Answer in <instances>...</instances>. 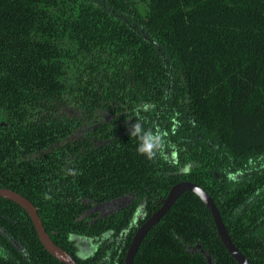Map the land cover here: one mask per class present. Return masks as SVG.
<instances>
[{
    "label": "trees",
    "instance_id": "1",
    "mask_svg": "<svg viewBox=\"0 0 264 264\" xmlns=\"http://www.w3.org/2000/svg\"><path fill=\"white\" fill-rule=\"evenodd\" d=\"M138 1L140 9L135 0H0V187L28 199L51 241L77 264H122L133 227L121 251L113 240L85 258L68 235H116L143 197L149 215L171 184L187 179L211 197L221 191L217 207L232 243L250 264H264L262 203L233 213L238 197L227 185L214 189L212 177L216 159L245 164L264 152V0ZM163 101L186 112L188 131L203 138L184 155L198 162L185 174L169 173L174 167L160 156L139 155L138 141L119 127L96 147L87 136L59 144L77 126L67 102L142 113ZM69 168L81 174L67 175ZM128 192L134 199L119 211L79 218L91 202ZM196 244L218 264H237L207 209L185 191L144 236L132 264H206ZM0 249L7 255L0 264H62L44 250L24 210L1 197Z\"/></svg>",
    "mask_w": 264,
    "mask_h": 264
},
{
    "label": "flooded vegetation",
    "instance_id": "2",
    "mask_svg": "<svg viewBox=\"0 0 264 264\" xmlns=\"http://www.w3.org/2000/svg\"><path fill=\"white\" fill-rule=\"evenodd\" d=\"M165 88H166L165 93L168 96L170 93V75H169V73H167V85ZM66 106L67 107H65L64 111H65L67 117L72 119L74 121V123H76L77 126L74 127L72 132L69 133L65 137V139H63L61 142H59V144L64 143L65 141L71 142L73 140H77V139L84 138L87 136L88 142L93 147H96L100 144H103V143H106V142L112 140V138H114L116 136L117 133L113 130L114 129L113 127H119V129H121L123 132L124 131H130L129 126L131 124H134L135 120L138 122H141V123L143 121V123H145V124L149 123L147 129L158 127L159 129H161L162 131L167 133L168 146L165 149L164 155L160 156V157L162 158L163 161H166L167 165H171L174 167V171H169V173H175V174H180V175L185 174V173L189 172L191 170V168L198 165V162L195 161L196 159L194 158V156H190V157H187L185 159L184 155H186L188 153V151L190 150L191 147H195V145L197 143L203 142V138L200 134H197V133L194 134V133H191L188 131L189 125L186 122V121L190 120V117L188 116V114L186 112H183V113L179 112L177 108L171 107L167 101H163L162 105L159 103L152 104V105H144L143 109L141 110V111H143L142 113L138 112L139 106H136V108H133L132 112L130 110H127V109L123 112H121L120 110L114 112L112 110H108L106 107H103V108L95 107V108H92V110H90V111H86L84 108L77 107V105L74 104V102H67ZM101 112H104V113L106 112L107 115L106 116L105 115L99 116V114ZM162 117H165V118H162ZM101 123L105 124L104 125L105 127L102 126L100 128L101 130L94 133L92 128L98 127L99 124H101ZM0 124H3V122H0ZM76 132L78 134H76ZM177 134L179 135V137L181 136V138L179 140H175V138H174L175 136H178ZM107 135H108V137L105 138V136H107ZM173 138H174V140H172ZM204 143H206L207 145L212 144L210 141H205ZM46 151L47 150H44V151H42V153L46 152ZM180 151L181 152L183 151L184 154L182 153V155H181ZM213 151H215V149H213ZM39 154L40 153L34 152V153H31L28 157L34 158V157L38 156ZM218 155H219V153H218ZM213 157H215V154ZM239 160H244V159H241L239 157L226 155V156H224V158L216 159L215 163L212 161L214 164L213 171H212V177L214 179L213 185H214V189L216 188L217 191L219 190L221 184L227 185L226 193L229 196H231V198L238 197L235 201L233 200L234 203L235 202H237V203H236L235 207L232 209V212L237 214V215H240V214L247 215L251 210L255 209L254 206L257 205V202H261L262 207L264 209V152L259 154L255 158H246L245 164L242 162H239ZM205 170H207V168H205ZM229 177H232V179H229ZM180 181L191 182V183L197 185L199 188H201L211 198L215 208L217 209V211L219 213L220 219H221V215H220V212H219L218 207H217V204L218 203L221 204L222 200L224 199V195L221 193V191L216 192L214 194V197H211L200 185H198L197 183H195L193 181H190L187 179H180V180L174 182L173 184L180 182ZM173 184H171L169 186V188L167 189V191L163 197L158 198L157 203H156L157 207L152 212H154L161 205V201L165 198L168 190L170 189V187ZM183 192H185V191H183ZM188 192H190V191H188ZM240 197H241V199H240ZM133 199H134V197H133L132 193L128 192V193H124L120 196H117V197H114V198H111V199H108V200H105L102 202H98V203L91 202L89 207L82 212V214L79 216V218H84V219L86 218V219H88V221H92V220H95L98 218H103L104 216L112 214L116 211H119L123 207L127 206ZM207 211H208V209H207ZM36 213H37V211H36ZM151 213L149 215H146L145 199L143 197L140 200V202L137 204V206L135 207L132 215L130 216L127 226L122 228L121 231H119L116 235H114L110 229L105 230V231L101 232L100 235L93 236V237L86 236L83 234H69L68 238L70 240H74V244L76 247L75 255L77 257H80V258H85V257L91 255L96 250L98 245H101L103 242H104L103 244L106 245L108 243H111L113 240L115 242L114 244L118 245V251H121V249L123 248V240L126 237L129 229L132 227L134 228L133 233H132V235H133L134 232L136 231V229L138 228V226L141 223H143L151 215ZM208 213H209V211H208ZM209 216H210V213H209ZM210 218H211V216H210ZM39 219H40V217H39ZM261 220L262 219L259 218V222ZM40 221H41V219H40ZM138 221H140V222L138 223ZM211 221H212V218H211ZM221 222H222V219H221ZM212 224H213V221H212ZM222 224H223V222H222ZM213 226H214V224H213ZM223 226H224V224H223ZM214 229H215V227H214ZM224 229H225V226H224ZM225 231H226V229H225ZM147 232H146V234H147ZM2 233L4 234L3 231H2ZM215 233H216V230H215ZM226 233H227V231H226ZM132 235H131V237H132ZM227 235H228V233H227ZM144 236H143V238H144ZM7 237H9V236L7 235ZM131 237H130V239H131ZM228 237H229V235H228ZM130 239H129V241H130ZM229 239H230V237H229ZM10 241H11L12 245L19 252L23 251V247L16 240L11 239ZM230 241H231V239H230ZM231 243H232V241H231ZM128 244H129V242H128ZM128 244H127V246H128ZM127 246H126V248H127ZM196 247L199 248L200 252L203 254L206 264H208L207 258L210 259L211 264H218L215 260H213L211 258V256L208 253H206L204 250H202L200 248L199 244H196ZM126 248H125V250H126ZM124 253H125V251H124ZM241 254L246 258V256L243 253H241Z\"/></svg>",
    "mask_w": 264,
    "mask_h": 264
},
{
    "label": "water",
    "instance_id": "3",
    "mask_svg": "<svg viewBox=\"0 0 264 264\" xmlns=\"http://www.w3.org/2000/svg\"><path fill=\"white\" fill-rule=\"evenodd\" d=\"M190 191L195 194L204 206L208 209L212 218L216 234L219 241L237 264H250L248 260L237 250V248L231 243L224 226L221 222L219 213L215 208L211 198L197 185L180 181L173 184L167 192L165 198L161 201V205L151 213V215L141 223L134 234L132 235L129 244L125 250L122 264H132L133 257L137 251V248L146 234V232L159 220V218L168 210V208L174 203L175 199L183 192ZM0 197L10 200L21 207L27 214L36 237L44 250L54 257L58 262L62 264H77L76 261L62 248L54 244L49 238L48 234L44 231L41 221L36 213L35 207L23 196L17 192L0 187ZM208 264H211L210 259L207 258Z\"/></svg>",
    "mask_w": 264,
    "mask_h": 264
},
{
    "label": "clouds",
    "instance_id": "4",
    "mask_svg": "<svg viewBox=\"0 0 264 264\" xmlns=\"http://www.w3.org/2000/svg\"><path fill=\"white\" fill-rule=\"evenodd\" d=\"M129 135L134 137L138 143L136 151L139 155L146 157L148 160H155L158 156H163L167 143V133L157 128L146 129L141 122L135 120L134 124L129 126ZM81 173L75 168H69L67 175L77 176ZM232 179V177H229ZM43 199L51 200L52 196L49 192L43 194ZM0 256L7 258L6 250L0 249Z\"/></svg>",
    "mask_w": 264,
    "mask_h": 264
},
{
    "label": "rangeland",
    "instance_id": "5",
    "mask_svg": "<svg viewBox=\"0 0 264 264\" xmlns=\"http://www.w3.org/2000/svg\"><path fill=\"white\" fill-rule=\"evenodd\" d=\"M135 1H136V3H137V4H136L137 8L140 9V6H141L142 2H140V1H138V0H135ZM103 115L106 116L107 113H106V112H105V113H104V112H101V113L99 114V116H103ZM91 119H92V118H91ZM76 134H78V133L76 132Z\"/></svg>",
    "mask_w": 264,
    "mask_h": 264
}]
</instances>
